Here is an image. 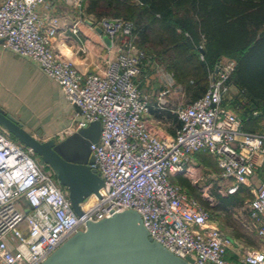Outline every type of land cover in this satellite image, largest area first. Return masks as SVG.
Masks as SVG:
<instances>
[{"label": "built area", "instance_id": "obj_1", "mask_svg": "<svg viewBox=\"0 0 264 264\" xmlns=\"http://www.w3.org/2000/svg\"><path fill=\"white\" fill-rule=\"evenodd\" d=\"M70 1L81 6V0ZM45 2L0 0V47L34 61L59 85L76 110L73 131L100 122L98 141L90 144L91 166L104 184L77 215L52 170L36 162L30 148L0 132V264H40L72 234L85 229L87 221L126 209L138 212L149 235L176 256L192 257L193 264H227L229 238L198 199L170 180V175L185 172L189 156L199 151L214 155L221 175L232 180L228 193L240 185L252 192L248 214L263 247L245 251L242 262L264 264V181L252 184L264 162V130H244L236 112L222 105L235 60L222 56L217 72L208 75L205 92L172 109L181 123L175 134L158 137L144 116L152 108L165 107L174 79L162 77L154 101L140 91L134 79L147 55L134 44L132 23L111 16L98 20L111 41L124 38L123 48L106 61L102 72L83 74L55 54L51 39L58 18L45 16L42 29L37 13Z\"/></svg>", "mask_w": 264, "mask_h": 264}, {"label": "crops", "instance_id": "obj_2", "mask_svg": "<svg viewBox=\"0 0 264 264\" xmlns=\"http://www.w3.org/2000/svg\"><path fill=\"white\" fill-rule=\"evenodd\" d=\"M86 6L87 0H81L80 7H76L70 0H46L37 8V13L44 23L42 29L46 24L45 16L58 18L57 33L51 39L56 55L71 61L83 74L100 73L105 69L106 61L122 50L124 38L117 36L111 44H107L103 33H98L95 28L99 19L88 13ZM160 67L164 68L147 55L140 74L134 79L140 91L150 101H154L161 89L162 77L154 73ZM184 97L189 101L195 99L190 91L174 80L165 107L158 111L150 110L144 116L148 129L158 137L173 136L177 126L167 111L172 112L175 107L183 105L180 101ZM0 108L14 116L26 131L41 141L50 138L64 139L74 132L73 127L78 118L75 108L67 101L59 85L48 78L37 63L1 47ZM254 128L256 131L264 130V117L255 120ZM185 166V172L170 175V180L192 197L198 195L215 200L213 210L203 206L209 211L214 225L230 240L225 260L227 264H244L242 257L245 251L263 247L251 227L248 214V202L253 197L252 192L242 185L241 199L222 205L217 196L235 194L239 187L234 193L227 192L232 180L221 175L215 156L207 151H199L189 156ZM260 180L256 173L252 177V184L255 186Z\"/></svg>", "mask_w": 264, "mask_h": 264}, {"label": "trees", "instance_id": "obj_3", "mask_svg": "<svg viewBox=\"0 0 264 264\" xmlns=\"http://www.w3.org/2000/svg\"><path fill=\"white\" fill-rule=\"evenodd\" d=\"M86 10L97 19L130 21L136 46L195 99L207 89L218 60L234 59L228 83L237 91L230 108L244 130L256 132L255 120L264 117V0H87ZM167 113L180 127L176 115ZM256 173L264 181V162ZM241 186L235 194L217 196L219 202L240 200Z\"/></svg>", "mask_w": 264, "mask_h": 264}, {"label": "water", "instance_id": "obj_4", "mask_svg": "<svg viewBox=\"0 0 264 264\" xmlns=\"http://www.w3.org/2000/svg\"><path fill=\"white\" fill-rule=\"evenodd\" d=\"M95 28L102 33L99 26ZM103 39L111 44L107 36ZM200 51L204 52L202 48ZM0 126L50 167L77 215L82 214L81 206L92 194L99 195L104 182L91 166L94 156L90 149L100 135L99 121L90 122L62 140L41 141L0 108ZM40 264H193V258L182 259L170 252L149 235L138 212L126 209L87 221L85 229L72 234Z\"/></svg>", "mask_w": 264, "mask_h": 264}, {"label": "rangeland", "instance_id": "obj_5", "mask_svg": "<svg viewBox=\"0 0 264 264\" xmlns=\"http://www.w3.org/2000/svg\"><path fill=\"white\" fill-rule=\"evenodd\" d=\"M157 74V76L159 77H165L167 74L168 75H171L173 77V74L167 70H165L164 68H159L158 71L154 72ZM174 79V77H173ZM235 89H233L232 87L230 88L229 92L227 93L226 97L223 99V102H222V105L226 106V107H231L232 105L230 104V99L232 97V93H235ZM183 92V91H182ZM181 104H187L191 101H189L187 99V97H184V99H182L181 101ZM229 104V105H228ZM0 132L3 133L5 136H7L8 138H10L13 142H15L16 144H19L20 146H23V147H26L23 143H21L20 141H18L14 136H12L10 133H8L5 129H3L1 126H0ZM32 157L34 158V160L36 162H38L39 164H42L44 166L45 169H50V167L44 163L40 156L33 153L32 154ZM195 198H197L202 205L204 206H207L208 208H210L211 210H213V208L215 207V200L212 198V197H205V196H198V195H195Z\"/></svg>", "mask_w": 264, "mask_h": 264}, {"label": "bare ground", "instance_id": "obj_6", "mask_svg": "<svg viewBox=\"0 0 264 264\" xmlns=\"http://www.w3.org/2000/svg\"><path fill=\"white\" fill-rule=\"evenodd\" d=\"M91 200H89V202H90Z\"/></svg>", "mask_w": 264, "mask_h": 264}]
</instances>
